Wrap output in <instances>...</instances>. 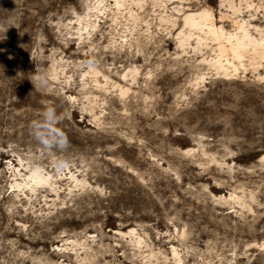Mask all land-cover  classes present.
I'll use <instances>...</instances> for the list:
<instances>
[{"label": "rangeland", "instance_id": "1", "mask_svg": "<svg viewBox=\"0 0 264 264\" xmlns=\"http://www.w3.org/2000/svg\"><path fill=\"white\" fill-rule=\"evenodd\" d=\"M0 264H264V0H0Z\"/></svg>", "mask_w": 264, "mask_h": 264}, {"label": "clouds", "instance_id": "2", "mask_svg": "<svg viewBox=\"0 0 264 264\" xmlns=\"http://www.w3.org/2000/svg\"><path fill=\"white\" fill-rule=\"evenodd\" d=\"M13 26L9 23L7 28ZM92 61H87L85 66H91ZM31 83L36 88H47L48 77L47 73H38L33 76ZM40 119L35 120L31 124L32 135L35 140L46 150L54 148H64L67 145V138L64 133L56 127L62 119L58 116L54 108H46L40 112ZM55 163V162H54Z\"/></svg>", "mask_w": 264, "mask_h": 264}, {"label": "bare ground", "instance_id": "3", "mask_svg": "<svg viewBox=\"0 0 264 264\" xmlns=\"http://www.w3.org/2000/svg\"><path fill=\"white\" fill-rule=\"evenodd\" d=\"M186 19L188 21V24H190L192 27L194 28H200L201 27V23L196 21L192 16H186ZM210 31L212 33L215 34V30H214V27H209ZM240 30L242 31V34L240 36H237L235 35L233 37V35L231 34H227L225 39H226V42L229 44V38H234L236 40V43L232 44L230 43V48L232 50V52L237 56L239 57L240 56V53H242V51L244 49H246L247 47L251 46L252 50H258L260 49V47L257 49L258 45L260 43H256L254 41V39H251V37L248 35V33L245 31V29L243 28V26L241 25L240 26ZM259 46H262V44H260Z\"/></svg>", "mask_w": 264, "mask_h": 264}]
</instances>
